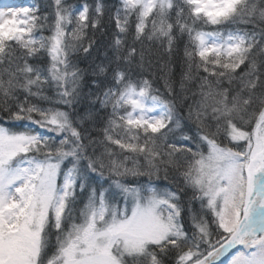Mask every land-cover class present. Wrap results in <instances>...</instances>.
Returning a JSON list of instances; mask_svg holds the SVG:
<instances>
[{
	"label": "snow or ice",
	"instance_id": "1",
	"mask_svg": "<svg viewBox=\"0 0 264 264\" xmlns=\"http://www.w3.org/2000/svg\"><path fill=\"white\" fill-rule=\"evenodd\" d=\"M0 264H264V0H0Z\"/></svg>",
	"mask_w": 264,
	"mask_h": 264
},
{
	"label": "trees",
	"instance_id": "2",
	"mask_svg": "<svg viewBox=\"0 0 264 264\" xmlns=\"http://www.w3.org/2000/svg\"><path fill=\"white\" fill-rule=\"evenodd\" d=\"M72 2H75V0H72ZM81 2H82V0H81ZM89 2H91V0H89Z\"/></svg>",
	"mask_w": 264,
	"mask_h": 264
}]
</instances>
